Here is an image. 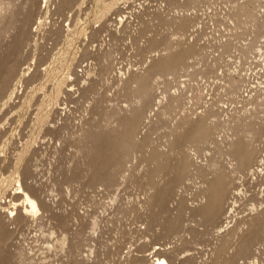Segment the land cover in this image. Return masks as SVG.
Here are the masks:
<instances>
[{"label":"rangeland","instance_id":"374dc122","mask_svg":"<svg viewBox=\"0 0 264 264\" xmlns=\"http://www.w3.org/2000/svg\"><path fill=\"white\" fill-rule=\"evenodd\" d=\"M3 1L0 264H264V0Z\"/></svg>","mask_w":264,"mask_h":264},{"label":"bare ground","instance_id":"6f19581e","mask_svg":"<svg viewBox=\"0 0 264 264\" xmlns=\"http://www.w3.org/2000/svg\"><path fill=\"white\" fill-rule=\"evenodd\" d=\"M2 1V2H1ZM8 1V0H7ZM47 1L48 0H44V7L46 6V3H47ZM189 1H191V2H194V1H198V0H189ZM253 1V0H252ZM3 0H0V16L2 17L3 15H5V14H2V10H5V8H3L2 9V7H4V6H2V4H3ZM254 2H257V0L256 1H254ZM8 3V2H7ZM6 2L4 3V5L5 4H7ZM11 3V2H10ZM13 3H15V2H13ZM12 3V4H13ZM251 2L248 0V1H245V2H242L241 3V5H240V8H243V7H246V6H248L249 4H250ZM235 4V3H234ZM8 6H10L9 5V3L7 4ZM110 4H108V6H109ZM12 6H14V5H12ZM105 6V5H104ZM257 6V5H256ZM11 7V6H10ZM9 7V8H10ZM258 7V6H257ZM233 8V7H232ZM260 8V7H259ZM108 9V8H107ZM7 10H9L8 8H7ZM244 10V9H243ZM246 10V9H245ZM256 10V9H255ZM104 11V10H103ZM246 11H248L249 12V10H246ZM257 11V10H256ZM12 12V11H11ZM243 12V11H242ZM253 13V12H252ZM252 15V14H251ZM11 16H12V14H11ZM5 18V17H4ZM3 18V19H4ZM252 19H255V12H254V15H252V17H251ZM10 19V18H9ZM185 19V18H184ZM1 20V19H0ZM2 21V20H1ZM4 21V20H3ZM252 22V21H251ZM242 23V22H241ZM1 24V23H0ZM38 24H39V22H38ZM7 27V26H6ZM2 29V28H1ZM2 31V30H1ZM168 49V48H167ZM108 54V53H107ZM104 58V57H103ZM107 61V60H106ZM105 62V61H104ZM106 63V62H105ZM109 65V64H108ZM111 67V66H110ZM111 69V68H110ZM23 72V71H22ZM173 72V71H172ZM23 75V74H22ZM21 76V75H20ZM19 76V77H20ZM16 77V76H15ZM18 78V77H17ZM16 78V79H17ZM234 79V78H233ZM233 79H232V81H233ZM236 81V80H235ZM20 82V79H17V81H16V85L14 86V87H12L10 90H9V92H8V94H7V101H8V99H11V97H12V95H14V94H17V88H16V86H17V84ZM14 84V83H13ZM134 84V83H133ZM136 85V84H135ZM234 85H236V84H232V86H234ZM134 86V85H133ZM144 95V94H143ZM199 97V96H198ZM198 97H196L197 98V100H198ZM1 101V100H0ZM135 101H137V99L135 100ZM139 101V100H138ZM2 102V101H1ZM4 102H6V100L4 101ZM3 103V102H2ZM134 103V102H133ZM108 119V118H107ZM108 121L109 120H106V122L108 123ZM110 122H112V121H110ZM103 123H104V121H103ZM208 132V131H207ZM136 138V137H135ZM205 140V139H204ZM200 141V140H199ZM204 142V141H203ZM5 143V142H4ZM3 143V144H4ZM196 144V143H195ZM127 150V149H126ZM129 150V149H128ZM249 154H250V152H249ZM20 158V157H19ZM249 159V155L246 157V160H248ZM248 162V161H247ZM17 164V163H16ZM15 164V165H16ZM15 167H17V166H15ZM214 173V172H213ZM7 179V178H6ZM16 179V181L15 182H18L19 183V179L18 178H15ZM13 180V179H12ZM5 181V183H6V180H4ZM9 182V180L7 179V183ZM5 183H3V184H5ZM9 184V183H8ZM219 184V183H218ZM18 188H21V186H20V184H19V186H18ZM21 192H22V196H23V201L25 202V207H26V209H28L30 212H32V213H35L37 210H38V206H37V203H36V201H35V199L27 192V191H25V190H23L22 188H21ZM12 205H13V207H15L16 206V204L14 203V202H12ZM12 211V210H11ZM10 211V212H11ZM228 236V235H227ZM227 236H225L223 239V242H225V241H227V239L228 238H226ZM222 239V238H221ZM156 264H169V262H168V260L164 257V256H162V255H160V254H156ZM84 264V263H83Z\"/></svg>","mask_w":264,"mask_h":264}]
</instances>
